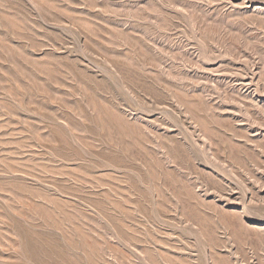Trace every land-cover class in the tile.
Wrapping results in <instances>:
<instances>
[{
    "label": "rangeland",
    "instance_id": "1",
    "mask_svg": "<svg viewBox=\"0 0 264 264\" xmlns=\"http://www.w3.org/2000/svg\"><path fill=\"white\" fill-rule=\"evenodd\" d=\"M0 264H264V0H0Z\"/></svg>",
    "mask_w": 264,
    "mask_h": 264
}]
</instances>
